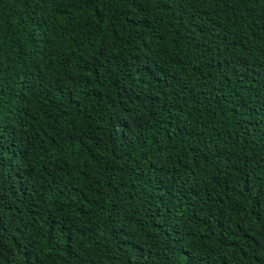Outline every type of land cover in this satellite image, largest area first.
<instances>
[{"label":"trees","instance_id":"trees-1","mask_svg":"<svg viewBox=\"0 0 264 264\" xmlns=\"http://www.w3.org/2000/svg\"><path fill=\"white\" fill-rule=\"evenodd\" d=\"M0 264H264V0H0Z\"/></svg>","mask_w":264,"mask_h":264}]
</instances>
